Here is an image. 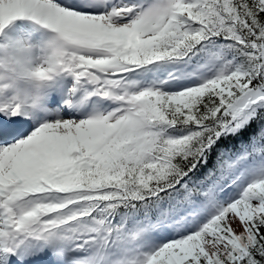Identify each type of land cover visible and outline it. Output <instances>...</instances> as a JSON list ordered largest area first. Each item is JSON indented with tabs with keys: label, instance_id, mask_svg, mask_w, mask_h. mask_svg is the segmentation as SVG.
I'll return each mask as SVG.
<instances>
[{
	"label": "snow or ice",
	"instance_id": "snow-or-ice-1",
	"mask_svg": "<svg viewBox=\"0 0 264 264\" xmlns=\"http://www.w3.org/2000/svg\"><path fill=\"white\" fill-rule=\"evenodd\" d=\"M0 264H264V0H0Z\"/></svg>",
	"mask_w": 264,
	"mask_h": 264
}]
</instances>
